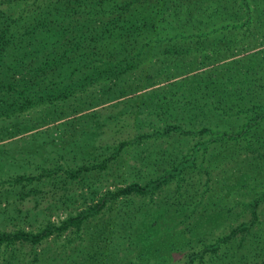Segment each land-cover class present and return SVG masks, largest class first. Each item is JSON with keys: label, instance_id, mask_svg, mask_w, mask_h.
<instances>
[{"label": "trees", "instance_id": "trees-1", "mask_svg": "<svg viewBox=\"0 0 264 264\" xmlns=\"http://www.w3.org/2000/svg\"><path fill=\"white\" fill-rule=\"evenodd\" d=\"M99 82L109 94L90 106L116 100L137 105L135 113L140 115L167 114L161 134L174 131L199 140L173 171L143 184L107 190L87 210L59 223L36 231L0 230V264H25L16 246L36 247L69 230L79 231L107 202L154 193L208 145L235 144L237 154L246 157L240 161H252L264 171V0H0V122ZM144 100L150 103L142 108ZM192 120H199V129L183 124ZM46 122L44 117L40 122L16 121L11 123L14 129L1 124L0 141ZM150 136L123 140L105 161L79 166L68 175L77 178L91 169H105L106 161L123 147ZM40 176L16 175L0 184H24ZM263 202L264 187L246 205L250 221H241L201 251L188 254L185 264L246 234L258 221Z\"/></svg>", "mask_w": 264, "mask_h": 264}, {"label": "rangeland", "instance_id": "rangeland-1", "mask_svg": "<svg viewBox=\"0 0 264 264\" xmlns=\"http://www.w3.org/2000/svg\"><path fill=\"white\" fill-rule=\"evenodd\" d=\"M103 88L99 82L65 100L42 102L12 121L0 122L14 129L11 123L16 121L40 122L41 117L47 121L0 141V182L16 175L43 174L24 184H0V230L36 231L59 223L87 210L107 190L156 179L189 157L199 137L174 131L161 134L167 114H136L137 105L116 100L90 106L109 94ZM144 103L150 101L144 100L142 108ZM140 118L144 121L137 122ZM183 124L200 128L199 120ZM144 133L151 136L123 147L115 159L106 161L105 169H91L77 178L68 175L79 166L105 161L119 142ZM237 150L235 144L200 148L181 172L154 193L107 202L79 231L69 230L36 247L18 245L15 253L25 264H185L188 254L201 251L241 221H250L246 205L253 193L263 189L264 171H258L252 161H240L246 157ZM258 214L246 234L221 243L217 251L205 253L192 264L264 260V202Z\"/></svg>", "mask_w": 264, "mask_h": 264}]
</instances>
